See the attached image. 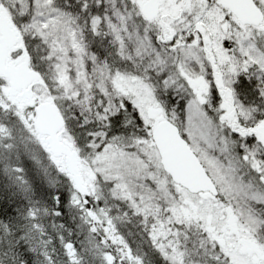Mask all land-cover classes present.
<instances>
[{"label":"snow or ice","instance_id":"snow-or-ice-1","mask_svg":"<svg viewBox=\"0 0 264 264\" xmlns=\"http://www.w3.org/2000/svg\"><path fill=\"white\" fill-rule=\"evenodd\" d=\"M0 264H264V0H0Z\"/></svg>","mask_w":264,"mask_h":264}]
</instances>
